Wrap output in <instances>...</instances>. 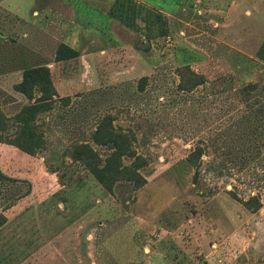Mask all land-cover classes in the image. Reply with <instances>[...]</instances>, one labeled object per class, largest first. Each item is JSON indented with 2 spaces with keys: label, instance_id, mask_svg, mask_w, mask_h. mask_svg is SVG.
<instances>
[{
  "label": "rangeland",
  "instance_id": "rangeland-1",
  "mask_svg": "<svg viewBox=\"0 0 264 264\" xmlns=\"http://www.w3.org/2000/svg\"><path fill=\"white\" fill-rule=\"evenodd\" d=\"M22 15L0 10V264H264V0Z\"/></svg>",
  "mask_w": 264,
  "mask_h": 264
},
{
  "label": "trees",
  "instance_id": "trees-1",
  "mask_svg": "<svg viewBox=\"0 0 264 264\" xmlns=\"http://www.w3.org/2000/svg\"><path fill=\"white\" fill-rule=\"evenodd\" d=\"M27 74L23 77L22 85L26 81V78L28 76ZM24 139L25 138L18 137L12 140L10 143L13 145H16L21 151L26 152L30 155H33L34 154L33 146H29L27 139L25 140ZM110 140L117 143L115 139H110ZM90 153L92 154L89 155L87 158V160H89L87 163L89 171L100 184L105 186L108 190H111L113 183L116 181V178H119L121 175H123L125 171L120 170L118 168L116 169L112 168L111 158L113 157L114 154L109 159L107 158L108 160L104 161L101 159V157L96 152L94 154L93 152H90ZM119 153H122V154L118 155V158H120L121 155L124 154V152L121 150Z\"/></svg>",
  "mask_w": 264,
  "mask_h": 264
},
{
  "label": "crops",
  "instance_id": "crops-1",
  "mask_svg": "<svg viewBox=\"0 0 264 264\" xmlns=\"http://www.w3.org/2000/svg\"><path fill=\"white\" fill-rule=\"evenodd\" d=\"M0 10H5L19 20H26L22 15L23 0H0Z\"/></svg>",
  "mask_w": 264,
  "mask_h": 264
}]
</instances>
